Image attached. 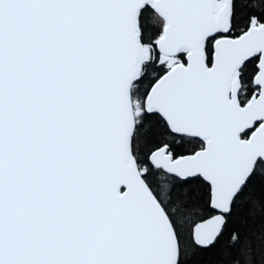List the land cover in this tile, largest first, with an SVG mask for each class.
<instances>
[{
  "label": "snow or ice",
  "instance_id": "snow-or-ice-1",
  "mask_svg": "<svg viewBox=\"0 0 264 264\" xmlns=\"http://www.w3.org/2000/svg\"><path fill=\"white\" fill-rule=\"evenodd\" d=\"M0 264H264V0H0Z\"/></svg>",
  "mask_w": 264,
  "mask_h": 264
}]
</instances>
